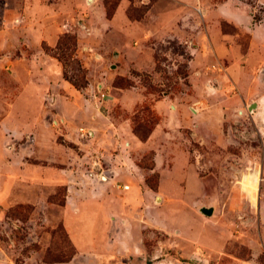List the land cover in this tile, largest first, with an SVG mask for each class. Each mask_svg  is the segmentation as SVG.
<instances>
[{"label": "rangeland", "instance_id": "374dc122", "mask_svg": "<svg viewBox=\"0 0 264 264\" xmlns=\"http://www.w3.org/2000/svg\"><path fill=\"white\" fill-rule=\"evenodd\" d=\"M25 1L35 8L34 12L28 14L29 18L25 19L30 31L32 26L51 24L61 27L66 23L69 28L66 30L63 27L58 39L69 35L75 37V41L68 42L60 49H56L57 42L54 46L45 42H41L40 47L23 45L13 55L30 56L36 51H42L55 59L62 67V79L78 90L72 100H82L85 108L81 110L76 103L71 104L67 93L57 86L54 96L45 92L41 102L27 111L31 113L30 121L16 131L15 121L4 119L7 107L0 102V264H94L77 256L65 232L62 214L66 186L55 182V173L64 174L56 169L59 165H49L48 157L34 155L31 142V137L35 135L33 117L37 116L39 110L43 111L45 119L42 122V134L46 137L52 135L57 143L69 147L76 158H82V144L87 142V138L80 135L88 126V121L94 118L90 104L92 96H97L103 105L107 98L104 92L112 90L111 86H136L137 91L146 95L138 112H126L120 104H116L110 113L116 117L129 118L132 127L141 126V130L146 131L157 121L150 106L153 99L160 98L164 92L171 98H186L190 94L185 77L194 45L190 39L184 41L180 37L153 41L155 73L131 71L130 77L120 76L114 65L118 56L112 49L117 52L121 44H133L139 35L134 28L129 33L110 28L105 35L103 31L100 34L102 16L111 19L121 5L123 14L117 15V24L125 16L132 22H144L155 0ZM165 1L173 6L181 3V0ZM222 1L204 0L207 6ZM244 1L252 4L256 18L263 15V9L256 5L255 0ZM3 2L5 0H0V19ZM6 2L12 5L15 0ZM25 14L20 13V18ZM224 23H221L223 31L233 30ZM19 24L21 26L24 22ZM80 33L85 39L79 54L77 35ZM9 37L6 36L9 40L17 41L14 36ZM63 70L77 86L64 79ZM2 83L12 86L10 78L0 72ZM99 84L103 85V99L97 88ZM48 96L54 97L53 105L47 104ZM57 112L71 115L76 123L74 128L68 129L57 120ZM230 126L231 141L226 147L187 142L195 150L196 155H192L195 171L181 180L180 187H165L164 200L161 199V193L154 192L150 205H139L140 210L131 207V220L125 223L118 219L116 223L123 229L132 227L143 230L140 249L102 253V264H264V128L258 129L257 122L245 119L239 112H236V120ZM69 132L73 140L66 144L64 134ZM140 162L145 166L152 165L151 155L146 153ZM79 168L87 178L103 182L98 180L97 168L86 169L85 162ZM88 172L93 173L92 177ZM149 176L151 185H155V174ZM72 183L77 187L84 186L79 179ZM190 196L193 201H188ZM116 206L119 208L122 205ZM203 206L212 207V214L208 216L201 213L199 208ZM149 209L152 215L148 214ZM119 214L127 216L123 210ZM162 223L166 224L163 228ZM188 235H193L194 239H188Z\"/></svg>", "mask_w": 264, "mask_h": 264}, {"label": "crops", "instance_id": "0c3cea01", "mask_svg": "<svg viewBox=\"0 0 264 264\" xmlns=\"http://www.w3.org/2000/svg\"><path fill=\"white\" fill-rule=\"evenodd\" d=\"M255 2L263 9L260 18H256L252 4L244 0H223L213 6H207L204 0H181L177 6L165 0H155L144 22H132L125 16L117 24V15L123 14L121 5L111 19L102 16L100 34L103 31L105 35L110 28L125 33L134 28L139 35L133 44H121L116 47L117 52L112 49L118 56L114 65L120 76L130 77L131 71L155 73L153 41L168 37H180L184 41L190 39L194 52L187 62L185 78L191 92L186 98H171L164 92L160 98L152 100L150 106L158 120L145 140L134 132L129 118L110 113L116 104H120L126 112H138L146 95L137 91L136 86H111L112 90L104 92L107 98L103 105L93 95L90 104L94 118L85 127L91 129L92 135L82 144V158H76L69 147L57 143L52 135L46 137L42 134L43 111L39 110L37 116L33 117L35 135L31 137V142L34 155L48 157L49 165H59L56 169L64 174L55 173V182L66 186L62 224L77 256L86 258L87 262L102 264V253L140 249L143 230L132 227L123 229L116 222L118 219L125 223L131 220V207L140 210L139 205H150L154 192L161 193L164 200L165 187H180L181 180L195 171L192 159L195 150L190 148L188 141L226 147L231 141L230 125L236 120L239 110H242L245 119L257 122L258 129L264 128V0ZM3 5L0 72L10 78L12 85L0 84V102L7 107L4 119L15 121L16 131H19L24 123L30 121L31 113L27 111L41 102L45 92L54 96L57 86L67 93L71 104L76 103L83 110L85 103L82 100H72L78 90L62 79V67L55 59L42 51L30 56L13 55L23 45L40 47L41 42H45L54 46L63 25L32 26L30 31L25 19L35 11L34 7L25 0H15L13 6L5 0ZM197 9L202 11V15L198 14ZM22 12L26 14L20 18ZM195 17H198L197 20ZM222 21L233 30L223 31ZM14 22H17L15 27ZM20 22L24 24L20 26ZM30 32H34L33 37ZM10 34L17 41L6 38ZM82 36V33L77 35L78 52L85 39ZM206 81L209 84L206 85ZM97 88L102 92L103 85L99 84ZM56 114L59 117L57 120L66 128H74L76 123L71 115ZM63 140L65 143L72 142V133H65ZM146 153L151 155V166L140 162ZM96 158L100 161V167L109 173L106 181L87 178L79 168L84 162L86 169L92 167ZM153 173H157L155 189L146 182V177ZM76 179L84 186H75L72 182ZM189 199L193 201V197ZM118 204L122 206L117 208ZM122 210L127 216L119 214ZM148 214L152 215L151 209ZM149 224H152L151 221ZM163 226L166 224L161 228ZM188 236V239H194L193 235Z\"/></svg>", "mask_w": 264, "mask_h": 264}, {"label": "trees", "instance_id": "16d2710c", "mask_svg": "<svg viewBox=\"0 0 264 264\" xmlns=\"http://www.w3.org/2000/svg\"><path fill=\"white\" fill-rule=\"evenodd\" d=\"M107 16H109V13H108ZM223 23H224V22H222V25H223ZM224 24H225V23H224ZM71 41H75V37H73V36H69V35H64V36L60 37V38L58 39V41H57L56 49H60L61 47L66 46V44H67L68 42H71ZM63 77H64V79L68 80L72 85L74 84V85L77 86V84L73 83V82L71 81V79L68 78V76H67V74L65 73L64 70H63ZM128 85H131V83H129ZM82 87H83V85H82ZM157 120H158V117H157ZM156 122H157V121H156ZM156 122H154V124H155ZM154 124H153L151 127L147 128L146 131L141 130V126H136V127L134 126V127H133V130H134V132H135V133H136V134H137L142 140H145V139L147 138L148 134L150 133V131L152 130ZM149 166H151V165H149ZM153 174H155V176H156V181H157V173H153ZM146 182H147V184H148L151 188L155 189L156 183H155V185H151L150 176L146 177Z\"/></svg>", "mask_w": 264, "mask_h": 264}, {"label": "built area", "instance_id": "2783aa9c", "mask_svg": "<svg viewBox=\"0 0 264 264\" xmlns=\"http://www.w3.org/2000/svg\"><path fill=\"white\" fill-rule=\"evenodd\" d=\"M197 12H198L199 15H202V11L201 10L197 9ZM63 27L67 30V28H69V25L65 23L63 25ZM83 28L84 29H87L85 26H83ZM207 84H209V81H207ZM104 96H105V94L101 92L100 93V98L103 99ZM48 97H49V99H47V104L48 105H53V103H54V97L53 96H48ZM239 113L241 114L242 111H239ZM91 135H92L91 130L88 129V128H86L85 130L84 129L82 130L80 136L82 138H87L88 139V138L91 137ZM99 163H100L99 159L96 158L93 161V163H92V167L93 168H97V170H98V172H97L98 180H100V181H106L107 178H108V173H107L108 171H105L102 167H100V164ZM88 175H90V177H92L93 173L88 172ZM124 188H126V186Z\"/></svg>", "mask_w": 264, "mask_h": 264}, {"label": "water", "instance_id": "95a60500", "mask_svg": "<svg viewBox=\"0 0 264 264\" xmlns=\"http://www.w3.org/2000/svg\"><path fill=\"white\" fill-rule=\"evenodd\" d=\"M115 55H116V53H115ZM249 109L251 111L252 110V107H250ZM199 210H200L201 213H203L204 215H208V216L211 215L212 212H213V208L212 207H205V206H203V207H200Z\"/></svg>", "mask_w": 264, "mask_h": 264}]
</instances>
